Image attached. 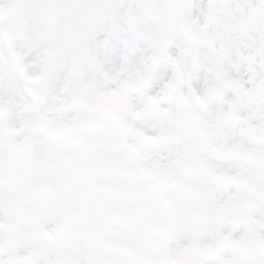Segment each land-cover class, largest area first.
Returning a JSON list of instances; mask_svg holds the SVG:
<instances>
[{
  "label": "snow or ice",
  "instance_id": "obj_1",
  "mask_svg": "<svg viewBox=\"0 0 264 264\" xmlns=\"http://www.w3.org/2000/svg\"><path fill=\"white\" fill-rule=\"evenodd\" d=\"M2 3L0 264H264V0Z\"/></svg>",
  "mask_w": 264,
  "mask_h": 264
},
{
  "label": "clouds",
  "instance_id": "obj_2",
  "mask_svg": "<svg viewBox=\"0 0 264 264\" xmlns=\"http://www.w3.org/2000/svg\"><path fill=\"white\" fill-rule=\"evenodd\" d=\"M8 6H4L7 11ZM29 27L36 33V42L46 46L54 59L60 60L71 50L69 24L72 20L69 10L59 3L37 4L26 13ZM86 26V19L79 21Z\"/></svg>",
  "mask_w": 264,
  "mask_h": 264
},
{
  "label": "rangeland",
  "instance_id": "obj_3",
  "mask_svg": "<svg viewBox=\"0 0 264 264\" xmlns=\"http://www.w3.org/2000/svg\"><path fill=\"white\" fill-rule=\"evenodd\" d=\"M38 4H45V3H59L60 0H35ZM4 4L2 3V0H0V10L4 9Z\"/></svg>",
  "mask_w": 264,
  "mask_h": 264
}]
</instances>
